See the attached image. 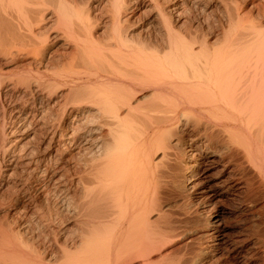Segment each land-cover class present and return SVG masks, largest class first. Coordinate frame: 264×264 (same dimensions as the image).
<instances>
[{
  "label": "bare ground",
  "instance_id": "6f19581e",
  "mask_svg": "<svg viewBox=\"0 0 264 264\" xmlns=\"http://www.w3.org/2000/svg\"><path fill=\"white\" fill-rule=\"evenodd\" d=\"M205 1L0 0V264H264V13Z\"/></svg>",
  "mask_w": 264,
  "mask_h": 264
},
{
  "label": "rangeland",
  "instance_id": "374dc122",
  "mask_svg": "<svg viewBox=\"0 0 264 264\" xmlns=\"http://www.w3.org/2000/svg\"><path fill=\"white\" fill-rule=\"evenodd\" d=\"M79 2H83L84 0H78ZM231 1V2H230ZM242 2V1H241ZM203 3H205V4H203ZM226 3H227V5L225 6V7H227L226 9H228V10H230V11H233V9L235 8V4H238V3H240V1L238 0V1H234V0H229V1H226ZM235 5V6H234ZM242 14H249V16H248V18H247V21H250V20H255L256 21V19H258L259 17L260 18H262L261 17V13H264V0H246V1H243L242 2ZM232 6H234V7H232ZM202 9H205L203 12L201 11ZM222 10V11H221ZM249 11H250V13H249ZM259 11L261 12L260 14H259ZM245 12V13H244ZM199 13H203V14H210V16H211V18H209L208 20H210V21H214L215 19H217L218 20V18H220V15H221V18L219 19V20H221L222 22H223V24H227V22H226V20L224 19V17L222 18V14H224L223 13V8H222V6L220 5V3L217 1V0H208V1H205V2H202V3H199ZM140 14V12L139 13H137L135 16L137 17L138 15ZM203 14H198L199 16H197V22L198 23H200V22H204L206 19V16H205V18L203 19ZM141 15V14H140ZM139 15V16H140ZM50 16H52V13L50 12L49 14H48V17H50ZM150 14L146 17L148 20H152V18L153 17H151L150 18ZM214 16V17H213ZM219 16V17H218ZM250 16H252V17H250ZM199 17V18H198ZM258 17V18H257ZM150 18V19H149ZM106 19V18H105ZM52 21V18H49L48 20H47V22H51ZM253 20V21H254ZM209 21V22H210ZM51 24V23H50ZM200 24H202V23H200ZM204 26H205V24H203ZM261 29V31H263V29H264V22H263V26L261 27V28H259L258 30H260ZM8 122V121H7ZM61 125H64V126H66L67 125V121L65 122V123H62ZM0 128H1V125H0ZM13 139V137H10V138H7L6 137V141L8 142L9 140H12ZM35 141V140H34ZM30 145V146H29ZM37 144H35V142H31L30 144H28V147H34V146H36ZM1 146H2V139H1V137H0V152H1ZM4 168H5V166H3ZM7 167V166H6ZM15 170L17 169V168H14ZM3 170V173H6V174H10L11 173V171L10 170H4V169H2ZM8 177H6L5 178V180L6 181H4V182H6V184H7V182H9V184H8V186L9 185H11V182H12V178H10V179H7ZM6 189V190H5ZM7 189H9V187L7 188V186H5V187H1V189H0V194H8V193H11L9 190H7ZM4 190V191H3ZM190 191V192H189ZM6 192V193H5ZM182 192H184V193H182V196L180 197V198H183V199H180L179 200V203H178V205L180 204V203H182V204H180L181 205V207H180V212H184V215L183 216H187V215H191V216H189V217H192V215H193V219H195V220H197L198 221V219H200L201 221H203L204 220V213H203V215H202V213L200 212L199 214H201V215H198V214H196L195 215V213H198L199 211H201L200 209V207L197 205L198 203H197V201H199L200 199L199 198H197L196 197V195L193 193V191H191L190 189L188 190V189H185V190H183ZM192 192V193H191ZM188 193V194H187ZM186 194V195H185ZM190 194V195H189ZM184 195V196H183ZM188 195V196H187ZM39 196V197H38ZM37 197H38V200H39V202L40 203H43L44 204V202H47V201H49V203L51 204H48V206L52 209V211L53 212H57L58 210H60V209H57L58 208V205H56V202H55V200H54V198L51 196V197H49V199L48 200H46L45 199V197H43L42 195H38ZM185 197V198H184ZM52 198V199H51ZM195 199V200H194ZM22 200V199H21ZM184 200H186L185 202H184ZM183 201V202H182ZM55 202V203H54ZM52 203L54 204V205H52ZM195 203V204H194ZM197 203V204H196ZM185 205V207L187 208H185L184 207V205ZM194 204V205H193ZM189 205V206H188ZM193 205V206H192ZM53 206V207H52ZM190 206H191V208H190ZM196 206H197V208H196ZM184 207V208H183ZM198 207H199V209H198ZM56 208V209H55ZM183 208V209H182ZM196 208V209H195ZM196 211V212H195ZM182 212V213H183ZM194 212V213H193ZM198 216V217H197ZM0 218H2V215H0ZM203 218V219H202ZM234 217L232 216V217H229V218H226L225 219V221H227L226 222V225L228 226L227 227V231H228V234L230 235V236H234V235H236V236H238L239 235V233L240 234H243V230H245V228L247 229V227H248V225H244L245 223L244 222H239L240 220H238L239 218L238 217H235V219H233ZM229 219H231V220H229ZM9 220H10V218H9ZM238 222H237V221ZM229 221H231L230 222V224L228 223ZM242 221V220H241ZM235 222H237V223H239L238 225H235ZM236 223V224H237ZM244 223V224H243ZM229 224V225H228ZM242 225V226H241ZM252 224H250V226H251ZM39 226V225H38ZM33 226L32 225V228L34 229V232H33V229H32V232H30L31 233V236H30V233L29 234H27V235H25V237L27 238H29L30 239V241L29 242H33V245L35 246V250H38V247H39V249H40V251L42 252H45L44 250H46V249H43V248H45V246H48V244H45V246H41V245H39L38 246V242H39V240H38V238H41V236H43L42 238H44L45 236L47 237V235L46 234H48V227L50 226H52V225H47V227H46V224H44V227L43 226ZM42 227V228H41ZM244 227V228H243ZM17 228V227H16ZM15 227H14V229L15 230H18L19 228H17L16 229ZM41 228V229H40ZM40 229V230H39ZM20 230V229H19ZM38 230V231H37ZM240 231V232H239ZM238 232V233H237ZM66 233H68V232H66ZM41 235V236H40ZM61 235H62V237H61ZM61 235H58V237H57V240L59 239V242H58V245H59V243H63V241H64V237H66V235L67 234H61ZM45 237V238H46ZM27 238V239H28ZM41 238V239H42ZM49 238V237H48ZM52 239H53V237H51ZM50 238V239H51ZM253 242V241H252ZM53 248V250L51 251L52 252V254H54V257H56L55 256V253H56V255H58L59 256V252L58 251H60V250H58V251H56L57 249L55 248V247H52ZM70 248V250L71 249H73L74 250V248H71V247H69ZM196 248V245H193V249H195ZM56 249V250H55ZM53 251H55V252H53ZM59 253V254H58ZM219 254H217V255H213L211 258L214 260L217 256H218ZM53 256V255H52ZM57 256V257H58ZM220 256V255H219ZM211 259V260H212ZM238 259H240V258H238ZM226 262H227V259H226ZM56 264L57 263H60V260H57V262H55ZM224 263V262H223ZM222 263V264H223ZM227 264H232V261L230 260V259H228V262H227Z\"/></svg>",
  "mask_w": 264,
  "mask_h": 264
}]
</instances>
